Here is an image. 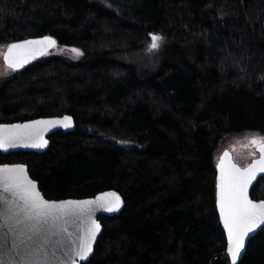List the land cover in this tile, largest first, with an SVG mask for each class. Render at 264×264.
I'll return each instance as SVG.
<instances>
[{"label":"trees","instance_id":"obj_1","mask_svg":"<svg viewBox=\"0 0 264 264\" xmlns=\"http://www.w3.org/2000/svg\"><path fill=\"white\" fill-rule=\"evenodd\" d=\"M46 35L45 55L0 75V122L71 114L75 127L0 163L27 164L50 199L123 195L84 264H231L216 164L230 139L264 137V0H0V50ZM59 45L83 56L49 54ZM238 264H264V228Z\"/></svg>","mask_w":264,"mask_h":264},{"label":"snow or ice","instance_id":"obj_2","mask_svg":"<svg viewBox=\"0 0 264 264\" xmlns=\"http://www.w3.org/2000/svg\"><path fill=\"white\" fill-rule=\"evenodd\" d=\"M151 48L158 49L163 37L150 34ZM54 44L50 37L43 40H26L8 47L5 59L8 66L18 69L28 63L29 57L43 54L37 45ZM79 51V50H77ZM61 124L71 126V117L62 120H38L26 124L0 126L7 130L0 137V147L15 146L22 138L35 140L31 146L45 147L41 125ZM264 153V137L253 136ZM228 153H225V157ZM220 210L228 231V254L236 264L245 248V239L256 227L264 225V202H254L248 196V188L257 171L264 172V157L239 168L230 160L220 162ZM123 200L115 192L102 193L95 200L49 201L37 189L36 182L25 175L24 165L0 167V264H77L76 258L87 259L100 231L98 221L91 219L95 205L107 211H118ZM69 216L86 218L82 234L68 231Z\"/></svg>","mask_w":264,"mask_h":264},{"label":"water","instance_id":"obj_3","mask_svg":"<svg viewBox=\"0 0 264 264\" xmlns=\"http://www.w3.org/2000/svg\"><path fill=\"white\" fill-rule=\"evenodd\" d=\"M45 37H50L56 43V38L55 37L50 36V35H46V36L28 37V38H24V39H21V40H16V41H13L12 43H10L8 45V47L11 44L21 43V42L26 41V40H43V38H45ZM45 43H46V46L45 45L34 46L36 48H41L42 47L43 48V54H40L39 52H37L34 59L29 57L28 63L24 64L23 67L15 69V70H22L25 67L29 66L30 64L35 62L39 57L45 55L47 53V51L49 49H51L55 45V43L54 44H47V42H45ZM8 47L6 48V50L4 52V55H3V59H4V62H5L6 65H8V63H7L6 59H5L6 53L8 51ZM65 116L71 117V126L70 127L65 128L61 124H56L55 126H53V125H41L40 126L43 129L41 134H42L44 140L47 141V145L45 147H33V146H31L36 141L33 140V139H30V138L17 139L15 141V146H13V147H10V148H2V147H0V161H1V156L2 155H6V154H9L11 152H16V151L44 152V151H46L48 149V147H49V144H50L49 136L51 134H53L54 132H57V131H60V130L63 131V132L72 131L74 129V127H75V119H74V117L71 114H64V115H56V116H41V117H37V118L29 119V120H24V121L0 122V126H11V125H15V124H26V123H29L31 121H38V120H53V121H57V120H62ZM6 132H7V130L5 128L0 127V137L4 136L6 134ZM255 148H256V150L258 152V155L255 156L250 162H248L245 165H241L235 160L234 154H233V152H232V150L230 148H225L221 152V154L219 155L217 164H216V172H217V174H216V205H217V212H218V215H219L223 230H224L225 235H226L227 248L229 246L228 231H227V228L224 225L223 214L221 213V210H220V175H221V173H220L219 165H220L221 160H230L232 163L236 164L239 168L246 169V168H248L249 165L255 164L256 161H258L262 157H264V153L261 152L260 147L257 144H256ZM225 153H228L227 157H225ZM3 165H9V166L24 165L25 166V175H27L32 181L36 182L38 191L41 193V195L45 199H47L49 201L61 202V201H68V200H72V201L95 200V198L99 197L102 193H108V192L117 193L120 196V198L123 200L124 203L120 206L118 211H107L105 208H99V207H96L95 205L92 206L94 208V212L92 213L91 219L98 221L99 224L101 225V228H100V231L97 234L96 239H95V241H94V243L92 245V248H93L92 253L88 256L87 259L76 258L77 264L86 263L94 255L96 244H97L98 239H99V237H100V235H101V233L103 231V224L101 222L100 217L101 216H114V215H117L125 207V199H124L123 195L118 190H116L114 188L103 190L101 192H98L96 195L89 196V197H82V198L69 197V198H63V199H50V198H47L45 196L44 192L41 190V188L39 186V182L37 180H35L31 176V174L29 172V167H28L27 164H25V163H0V167H2ZM261 177H264V172L257 171L256 177L251 181V183L249 185V188H248V196H249V198L251 200H253L254 202H257V203L264 202V198H261V199L254 198L252 196V189H253V187L255 186V184L257 183V181ZM65 219H67L69 221V224H68V231L69 232H75V233H77V235L82 234V227L87 223L86 218H77L75 216H69V217H66ZM263 228H264V225H260V226L256 227L252 232H250L248 234V237H246V239H245V248L241 250V254H240L239 258L237 259L236 264H238L241 261V259L243 258L244 254H245V252L247 250V246L249 244V241L260 230H262ZM229 256H230V254H229ZM230 260H231V256H230ZM231 264H232V260H231Z\"/></svg>","mask_w":264,"mask_h":264},{"label":"rangeland","instance_id":"obj_4","mask_svg":"<svg viewBox=\"0 0 264 264\" xmlns=\"http://www.w3.org/2000/svg\"><path fill=\"white\" fill-rule=\"evenodd\" d=\"M157 35L163 37L161 34H157ZM151 43H152V40L147 44V46H148V51L150 53L149 55L152 56L153 54H155V52L159 51L163 47L165 40L163 37V39L160 41V47L158 49H152ZM77 50H79V51H77ZM4 51L5 50H0V75L2 77H7L12 73V71H11L12 69L9 66H7L4 62V59H3ZM52 53L62 54V55L67 56L73 60H78L83 56L84 52L79 46L59 45V46L53 48L49 52V54H52ZM137 56H138V60H139L140 56L139 55H137ZM136 58L137 57H135L133 60H136ZM139 61L143 62L142 59H140ZM151 61L150 62L148 61V63H147L148 66L152 65ZM253 136L261 137L258 134H249V135H245V136L232 138L222 146V148L220 149V152H222L225 148H230L234 154L235 159L240 164L245 165L252 158H254L255 156L258 155V152L255 148L256 144L251 143ZM123 142H124L123 143L124 145L129 144V142H127V141H123Z\"/></svg>","mask_w":264,"mask_h":264},{"label":"flooded vegetation","instance_id":"obj_5","mask_svg":"<svg viewBox=\"0 0 264 264\" xmlns=\"http://www.w3.org/2000/svg\"><path fill=\"white\" fill-rule=\"evenodd\" d=\"M11 69H12V68H11ZM12 70H15V69H12ZM252 159H253V158H252ZM252 159H251V160H252ZM235 160H236V159H235ZM251 160H250V161H251ZM236 161H237V160H236ZM250 161H249V162H250ZM237 162H238V161H237ZM238 163H239V162H238ZM239 164H240V163H239ZM241 165H242V164H241Z\"/></svg>","mask_w":264,"mask_h":264}]
</instances>
